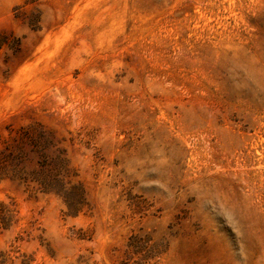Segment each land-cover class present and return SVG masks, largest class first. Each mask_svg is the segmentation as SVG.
<instances>
[{
	"label": "rangeland",
	"instance_id": "374dc122",
	"mask_svg": "<svg viewBox=\"0 0 264 264\" xmlns=\"http://www.w3.org/2000/svg\"><path fill=\"white\" fill-rule=\"evenodd\" d=\"M0 264H264V0H0Z\"/></svg>",
	"mask_w": 264,
	"mask_h": 264
},
{
	"label": "trees",
	"instance_id": "16d2710c",
	"mask_svg": "<svg viewBox=\"0 0 264 264\" xmlns=\"http://www.w3.org/2000/svg\"><path fill=\"white\" fill-rule=\"evenodd\" d=\"M50 185H48L47 187V191H54L55 193H58L59 192V188L57 187V189L54 187L55 186V183H49Z\"/></svg>",
	"mask_w": 264,
	"mask_h": 264
}]
</instances>
